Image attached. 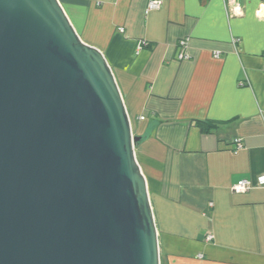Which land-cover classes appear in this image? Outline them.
<instances>
[{
    "label": "crops",
    "instance_id": "0c3cea01",
    "mask_svg": "<svg viewBox=\"0 0 264 264\" xmlns=\"http://www.w3.org/2000/svg\"><path fill=\"white\" fill-rule=\"evenodd\" d=\"M149 1L58 0L140 138L160 264H264V187L232 191L264 174V0Z\"/></svg>",
    "mask_w": 264,
    "mask_h": 264
},
{
    "label": "water",
    "instance_id": "95a60500",
    "mask_svg": "<svg viewBox=\"0 0 264 264\" xmlns=\"http://www.w3.org/2000/svg\"><path fill=\"white\" fill-rule=\"evenodd\" d=\"M139 140L58 0H0V264H160Z\"/></svg>",
    "mask_w": 264,
    "mask_h": 264
},
{
    "label": "built area",
    "instance_id": "2783aa9c",
    "mask_svg": "<svg viewBox=\"0 0 264 264\" xmlns=\"http://www.w3.org/2000/svg\"><path fill=\"white\" fill-rule=\"evenodd\" d=\"M162 1L161 0H150L147 4V9L146 11H150V10H154V9H158L161 5ZM233 12H235L236 10H239L238 6L235 5L234 8H232ZM258 14L260 15V11H258ZM122 31V29H121ZM144 44L143 42L139 43L138 48H140V46ZM179 47L181 49V51L178 53L177 58L179 60H186L189 58L188 54H186L185 52H183V49L186 48V41L185 40H181L179 41ZM141 120H143V118H140ZM236 144V150L240 149L242 144L241 141L239 139H236L235 141ZM254 186L257 187H264V174L258 176L254 182H251L249 180H241L238 181L235 185L232 186V191L236 192V193H242L245 191H248L249 189L253 188ZM212 236L208 235L206 237V240H211Z\"/></svg>",
    "mask_w": 264,
    "mask_h": 264
},
{
    "label": "trees",
    "instance_id": "16d2710c",
    "mask_svg": "<svg viewBox=\"0 0 264 264\" xmlns=\"http://www.w3.org/2000/svg\"><path fill=\"white\" fill-rule=\"evenodd\" d=\"M195 126H197L201 132H204V133H208L210 132L213 128H215V125L210 123V122H207V121H199V120H196L194 122Z\"/></svg>",
    "mask_w": 264,
    "mask_h": 264
}]
</instances>
